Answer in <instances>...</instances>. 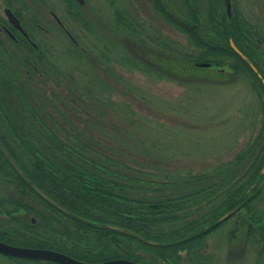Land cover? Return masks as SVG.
Masks as SVG:
<instances>
[{
	"label": "rangeland",
	"instance_id": "1",
	"mask_svg": "<svg viewBox=\"0 0 264 264\" xmlns=\"http://www.w3.org/2000/svg\"><path fill=\"white\" fill-rule=\"evenodd\" d=\"M161 1L171 16L188 20L182 16L186 12L184 0ZM24 3L27 10L23 21L38 48L32 53L27 47L6 44V49L0 51V109L5 107V114L0 113V134L8 148L17 153V161L28 167L27 155L10 130L11 122L31 135H38L40 125L59 124L56 132L62 139L66 137L62 131H72L69 122L62 120L68 115L70 122L95 137L100 143L96 146L99 152L119 165L142 170L153 181L166 177L186 180L173 189L178 196L189 195L180 204L183 208L173 220L160 223L167 237L174 240L191 231L193 222L221 216L226 193L245 178L235 174L223 178L219 166L227 164L259 135L263 92L261 98V91L225 64L182 71V64L176 60H182L178 51L191 49L187 33L163 18L149 0ZM49 5L64 27L48 12ZM223 5V0H198L197 29L208 36L211 30L206 16L211 8L221 11ZM231 6L236 17L255 27L259 35L264 34V0H231ZM116 10L123 12L134 30L117 25ZM230 37H226L227 42ZM0 38L3 43L9 42ZM146 60L149 62L144 63ZM146 64L163 75L148 70ZM29 110L37 111L45 123L30 126ZM50 118L59 122H51ZM261 139L255 145H264ZM203 172L218 174L190 180ZM9 181L0 175V197H20L19 187ZM258 196L264 197V187ZM33 204L37 205L35 201ZM252 205L249 202L248 207L207 235L199 251L200 255L208 254L205 264H264V233L253 236L250 231L251 227L256 229L247 215ZM256 205L262 207L264 201ZM12 216L28 222L34 218L33 222L40 223L36 215H25L23 210ZM8 217L0 210V221L10 222ZM0 263L52 264L3 254ZM182 264L196 263L185 258Z\"/></svg>",
	"mask_w": 264,
	"mask_h": 264
},
{
	"label": "trees",
	"instance_id": "2",
	"mask_svg": "<svg viewBox=\"0 0 264 264\" xmlns=\"http://www.w3.org/2000/svg\"><path fill=\"white\" fill-rule=\"evenodd\" d=\"M149 1L152 8L163 18L187 33L191 49L187 52L178 51V56L182 60H176L182 64L183 67L180 66L182 71L196 70L194 67L198 62H210L212 66L225 64L230 71L242 74L248 79L252 88L258 91L260 89L264 94V85L256 72L231 48L229 41H226L229 35L234 38L238 48L257 66L251 48L254 31L250 29L246 32L247 28L252 27L251 24L236 17L234 12L227 17L223 7L221 11L211 8L206 16L207 25L211 30L207 36L197 29L200 24L198 0L183 1L186 12L182 16L188 19V22L171 16L161 0ZM122 13L116 10L117 25L126 28L129 26L134 30L132 22L128 18L125 19ZM23 42L32 53L36 51L26 39ZM162 45L165 47L164 43ZM147 61L149 62L146 60L144 63ZM146 66L158 76L163 75L153 66L149 64ZM6 83L8 85L7 81ZM4 109L5 107L1 108L0 113H4ZM29 112L32 116V122L28 121L30 126L35 123H45L37 111L29 110ZM53 119L49 120L59 122ZM62 120L68 121L72 129V131H62L61 135L66 136H61L64 139L59 138L56 132L59 124L51 127L40 125L38 135H31L28 131L24 132L25 128L22 131L21 125L11 122L13 126L10 130L15 134L18 146H21L27 155L28 167L17 161V153L8 148L4 137L0 134L2 145L22 167L29 179L59 205L66 208L64 212L44 197H40L35 189L18 175L0 146V175L10 180L9 182L15 187H19L20 193V197L16 195L11 198L0 197V210L9 215L10 219V222L3 219L0 221V240L22 246L58 249L76 258L94 262L125 257L146 264H182L187 258L192 259L196 264H205L207 254L200 255L199 251L206 235L216 228L217 224L214 225L216 216L212 215L201 223L193 222L191 225L193 231L180 239L170 240L171 238L167 237L160 228L162 220H173L177 216L176 212L183 208L180 204L189 195L182 193L178 196L173 189L186 183V180L180 178L182 181L178 182L168 180L166 177L160 181H153L146 177V173L142 170L133 169L129 165L121 166L111 156L99 152L96 146L100 143L95 137L70 122L68 115L62 116ZM35 137H39L37 142L34 140ZM260 138V134L257 135L227 164L219 166V174L223 178L226 176L233 178V174L245 178L240 180L237 187L239 198L246 200L243 203L245 207H248L250 196L246 191L251 178L247 177L248 172L245 170L249 164V155L259 159L258 166L264 160V154L260 152L249 153L255 148L264 149V145H255ZM232 168H237L236 173L235 169L233 173L230 171ZM229 171L231 173H228ZM257 173L258 170L256 175ZM214 174L218 173L203 172L192 175L190 180L194 178L203 180ZM25 196L34 199L31 201ZM234 198L233 188L223 198L225 207L222 214L234 206ZM33 201L37 205L33 204ZM18 210H23L25 215H36L40 223L13 217L12 215ZM247 210L250 212L249 208ZM11 220H14L15 224H12ZM205 223L211 224L204 228ZM108 224L122 226L125 230L107 227ZM152 240L156 243L148 242ZM142 248L146 251L141 253L139 250ZM181 252H185L184 255Z\"/></svg>",
	"mask_w": 264,
	"mask_h": 264
},
{
	"label": "flooded vegetation",
	"instance_id": "3",
	"mask_svg": "<svg viewBox=\"0 0 264 264\" xmlns=\"http://www.w3.org/2000/svg\"><path fill=\"white\" fill-rule=\"evenodd\" d=\"M25 1L26 0H0V36H2V38H5V40L9 41V42L3 43L1 41V38H0V51H4L6 49V47H7L6 44L9 46L19 45V46L26 47L23 40L26 39L27 41H29L28 38L23 35L21 30H19L16 26H13L10 23L8 16L6 14L7 10L10 9L11 12L13 13V15H15L19 19L20 25L24 28V30L30 36L29 29L23 23L24 22L23 21L24 13L27 10V5L24 3ZM41 1L43 3H45V0H41ZM47 8L49 9L48 12H50L54 17L53 13H55V11L53 10V8H51L50 5ZM54 19H55V17H54ZM255 32L257 33L256 28L254 29V35H253L254 44L252 45L251 48H252V53H253L254 59L256 60L258 66H259V69H261L262 73H263V71H264V65H263V61H264V34L259 35V33L255 34ZM259 91H260V89H259ZM261 98H263L262 92H261ZM263 108H264V106H263ZM263 108H261L262 114L260 116V122H259L260 123L259 134H260V137H262L261 140H264V113H263L264 109ZM253 152H254V154H256L257 152L264 154V149L255 148V149L249 151L250 154ZM249 156H250V158H249L250 160H249V164L247 165L246 168H247V172H248L247 177L251 178L250 185H251V187H254L255 183H257V179H258V184H260V187H264V177L258 178L257 177L258 174L256 175V170L260 171L262 165L264 164V160H263L262 164L260 166H258L257 161L259 159L258 160L255 159V157L252 155H249ZM263 176H264V174H263ZM236 187H237V184H236ZM235 189H236V191H235V198L234 199L237 201H236V204L234 206H236L237 207L236 210L240 212L241 210H243L241 208L243 207L242 203L244 201L239 199L238 189L237 188H235ZM249 199H250V201H249L250 203L253 202V205L251 207L252 211L250 213H247V215H249L250 220H252V221H250V224L251 225L254 224L256 226V231H259V229L264 231V228H261V226L264 225V205H262V207H258L256 205L259 200L264 201V197H261V196L256 197V192H255ZM244 217H246V216H244ZM237 220H239V225H242V220L240 219V217ZM3 255H5V254H3ZM11 258H13V257H11ZM52 264H55V263H52Z\"/></svg>",
	"mask_w": 264,
	"mask_h": 264
},
{
	"label": "water",
	"instance_id": "4",
	"mask_svg": "<svg viewBox=\"0 0 264 264\" xmlns=\"http://www.w3.org/2000/svg\"><path fill=\"white\" fill-rule=\"evenodd\" d=\"M80 3H84V0H76ZM225 6L227 8V14L230 13V6H229V0H225ZM7 16L9 17V21L15 25L18 26L20 29H22V27L19 24V20L16 18V16H13L12 13L7 10ZM57 20L60 22L59 18L57 17ZM231 45L233 47V49H235L239 55L245 59L248 64L250 65V67L254 70L255 66L253 65V63H251V61L249 59H247V57L239 50L236 48V46L233 44V42L231 41ZM201 65H207V63H202ZM1 148L5 154V156L8 157V159L10 160V163L12 166H14V168L16 169V171L18 172V174L20 176H22L27 182L28 184L33 187L38 194L41 197H44L46 200H48L53 206L58 207L59 209H61L62 211H66V209H64L63 207H61L57 202H55L53 199H51L50 197H48L44 192H42L37 186H35V184L30 181L29 177L25 175V173L23 172V170L21 169V167H19L16 162L14 161V159L12 158L11 155L8 154V152L6 151L5 147L1 144ZM261 173H264V165L263 168L261 169ZM232 211L226 212V214L222 215L221 217H219L217 219L218 222L224 220ZM107 227H111L113 229L116 230H124V228L122 227H118V226H114L111 224L106 225ZM0 252L11 255V256H18V257H26V258H31V259H42V260H51V261H58L62 264H145V263H139L137 261L134 260H130L127 258H121V259H110V260H105V261H99V262H86L84 260H80V259H76L73 256L69 255V254H65L59 250H53V249H49V248H39V247H28V246H19V245H15V244H9L5 241H0Z\"/></svg>",
	"mask_w": 264,
	"mask_h": 264
}]
</instances>
